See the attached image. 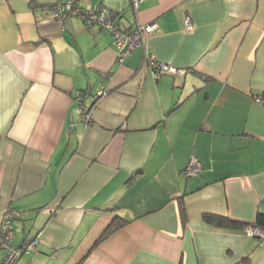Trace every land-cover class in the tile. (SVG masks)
Masks as SVG:
<instances>
[{"label": "crops", "instance_id": "obj_1", "mask_svg": "<svg viewBox=\"0 0 264 264\" xmlns=\"http://www.w3.org/2000/svg\"><path fill=\"white\" fill-rule=\"evenodd\" d=\"M53 1L0 0L13 264H264V239L204 220L264 216V0H78L119 11L124 28L155 21L146 49L181 70L156 76L142 46L117 62L110 33L53 18ZM191 155L200 169L186 175ZM115 216L125 223L97 242Z\"/></svg>", "mask_w": 264, "mask_h": 264}, {"label": "built area", "instance_id": "obj_2", "mask_svg": "<svg viewBox=\"0 0 264 264\" xmlns=\"http://www.w3.org/2000/svg\"><path fill=\"white\" fill-rule=\"evenodd\" d=\"M133 6L136 8L139 0H131ZM117 11L104 4H96L92 6H84L80 4L78 0H54L52 4V16L55 19L61 20L65 16L79 17L86 25L97 24L102 30L110 33L114 46L117 48L116 60L122 62L123 59L136 47L142 46L143 49V61L149 64L153 76H156L158 72H171L176 73L179 70L175 66L166 62L160 61L155 58L154 54L146 49V37L149 33L157 30V23L155 21H149L146 23H137L131 29H123L121 24L117 20ZM184 24L187 30H190L193 26L192 18L188 15H184ZM105 93L101 87L95 91V97L99 94ZM77 99L80 101V93L77 95ZM91 104L80 105V119L84 122H88L89 119V107ZM200 169V163L198 159L191 155L189 162L183 169V173L186 175L196 174ZM15 216L13 209L7 207L2 212L0 218V248L5 250V254L0 264H13L17 258V248L13 244L15 237ZM246 235L257 236L260 239H264V230L256 226L255 224H246L243 228ZM27 238L19 246L25 253H30L37 244L38 235Z\"/></svg>", "mask_w": 264, "mask_h": 264}, {"label": "trees", "instance_id": "obj_3", "mask_svg": "<svg viewBox=\"0 0 264 264\" xmlns=\"http://www.w3.org/2000/svg\"><path fill=\"white\" fill-rule=\"evenodd\" d=\"M131 3H132V1H131ZM117 12L118 13H117V16L116 17H118V15H119V11H117ZM121 27H122V25H121ZM133 27H131V28H133ZM122 28L123 29H128V28H124V27H122ZM131 28L129 27V29H131ZM142 60H143V54H142ZM181 200H182V197L179 198V203H180V206L182 207V201ZM204 220H206L207 222H210V223H214L215 225H218V226H226V227H232V226H234V227L243 228L247 224L245 222H237L235 220L230 219L228 216L221 215V214H210V213H206V214H204ZM124 223H125L124 218H122L120 216H115L111 220V222L104 228V230L102 231V233L100 234V236L97 238L96 241L98 242L99 240L105 238L110 233H112L113 231H115L116 229H118L119 227H121ZM255 225L258 226L261 229L263 228V225H264V216H263L262 213H257ZM97 242H95V243H97Z\"/></svg>", "mask_w": 264, "mask_h": 264}]
</instances>
